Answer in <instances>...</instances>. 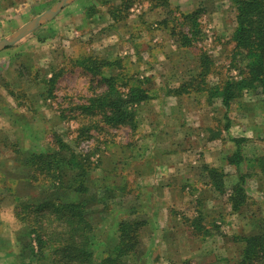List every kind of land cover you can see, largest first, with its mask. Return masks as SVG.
<instances>
[{"label": "rangeland", "instance_id": "obj_1", "mask_svg": "<svg viewBox=\"0 0 264 264\" xmlns=\"http://www.w3.org/2000/svg\"><path fill=\"white\" fill-rule=\"evenodd\" d=\"M59 1L0 0V40L12 36ZM115 1L74 0L60 10L57 16L41 23L33 33L6 48V52H3L4 48L0 49V53H4L0 54V96L2 93L11 97L10 103L15 107L6 119L11 124L15 122L21 126L19 131L16 125L11 130H4L5 136H1V140L6 142V148H0V158H10L5 167L18 176L25 172L21 169L26 167L30 180L22 184L13 182V191L17 184V193L24 196L23 203H37L56 196L64 202L86 201L89 219L94 226L93 249L98 260L108 255L117 244L120 222L124 219H137L143 222L140 227V246L133 255L136 259L125 264H243L245 238L264 233V174L254 162L243 163L242 172L247 178L246 200L242 206L234 208L229 192L239 176L235 165L228 163L218 167L226 173L223 178L225 192L217 191L207 167L201 166L200 161L197 164L193 162L199 151L190 155L183 153L186 163H192L185 167L188 176L177 174L169 180L150 181L133 175L138 173L141 166L132 168L123 159L134 157L141 160L146 153L143 151L145 143L150 142L154 146L159 142V146L163 147L164 144V148L169 151L171 146L176 145L189 149L190 141L180 139L176 130V135L159 134V138L164 137L165 140L161 142L157 139L154 142L149 134L150 120L140 121L139 127L137 110L136 128H132L129 124L107 125L94 116L92 122H89L87 115L85 122L76 106L95 91L99 93L106 88L102 80L104 76H114L122 91H127L140 77L139 82L146 81L143 86L149 93L155 94L165 88L164 81L173 78L179 68L194 67L196 73L187 78H197L193 87H187L183 94L173 93L180 95L178 100H174L179 104L184 102L182 97L186 96L184 98L189 103L184 104L188 116L196 121L197 112L204 110V118L215 117L213 125L221 132L227 119L225 116H213L212 111H216L213 108L217 106L223 109L224 105L219 101L209 103L206 92L194 93L193 90L197 82L207 86L222 84L231 77H240V68L244 62L233 40L237 26L236 4L233 0H171L166 6L153 7L147 0H136L129 11L125 10L127 18L132 13L137 15L135 28L131 32V26L123 25L127 18L114 20L111 11H115V5L120 4V0ZM196 9L198 22L192 25L184 16ZM101 14L106 15L100 17ZM144 15L157 21L145 24ZM152 30L159 31L158 36L164 34L160 37L163 38L161 41L155 42L161 52H155L158 47L151 38ZM193 31L196 32L193 43L182 44L186 41L184 35ZM168 32L172 35L171 39ZM203 53L211 58L210 73L204 79L198 76L202 70ZM129 54L132 59L141 60L139 69L126 61ZM90 55L108 58L112 65L102 68L101 74H95L77 62ZM54 71L60 72L54 87L41 82ZM15 72L25 84L16 92L13 83L6 80L15 78ZM236 101L232 102V106L247 111V117H242L246 119L245 123L247 120L249 122L248 117L251 116L249 124L253 130L252 139L244 143L246 153L249 158L263 155L264 90L259 88L257 91H246ZM16 109L28 112L29 115L19 113ZM163 109L167 111L168 102L164 103ZM35 114L38 115L37 119L32 117ZM160 116L156 119L163 125L164 118ZM175 116L170 123L179 125L177 122L181 118L177 114ZM35 120H38L37 124ZM190 123L194 125V122ZM83 125L86 129L84 127L80 132ZM23 128L25 133H22ZM217 130L213 129L209 135L206 134V138L208 136L212 140L217 135V143L221 142L220 137L226 140ZM55 134L63 136L77 152L88 156L85 192H77L68 187L71 172L62 170L63 181L56 177V183L52 184L36 167L24 165L25 158L32 152H41L42 148L48 151L56 148ZM227 144L233 152L234 143L229 139ZM191 174L195 179L190 178ZM59 183L60 187H57ZM3 190L8 194L7 186ZM202 205L203 209L197 208ZM15 210L13 208V213ZM26 227L28 230H22L28 233L32 226ZM23 242L18 245L20 249L23 245L27 246L23 249V256L29 260L28 264H47L41 257H52L51 248L47 250L36 246L35 251V248L31 249V240L24 239ZM254 260L253 264H264L262 257Z\"/></svg>", "mask_w": 264, "mask_h": 264}, {"label": "trees", "instance_id": "obj_2", "mask_svg": "<svg viewBox=\"0 0 264 264\" xmlns=\"http://www.w3.org/2000/svg\"><path fill=\"white\" fill-rule=\"evenodd\" d=\"M136 0H120L119 5H115L112 15L115 21L127 18L125 10L129 11ZM153 7L166 6L171 0H147ZM236 4L237 26L233 33V40L236 43L238 53L242 55L244 64L240 68V77L228 78L222 84L201 85L197 84L194 93H205L209 98V103L219 101L224 107L229 108L233 101L243 96L244 92L262 88L264 90V0H233ZM198 9L187 14L185 19L190 24L196 25L198 22ZM185 34L182 44H192L194 34ZM181 44V45H182ZM190 44V45H191ZM77 62L95 74H101L102 68L110 67L111 60L105 57L88 56L78 59ZM211 58L207 53L201 54V68L198 76L210 73ZM60 72L54 71L48 78H43L41 82L53 86L58 79ZM38 76V75H37ZM197 78L186 79L177 86L169 88V93L183 94L193 87ZM106 88L97 93L96 91L83 103L77 104V109L86 122L92 117H98L107 125H127L136 128L135 106L149 99V91L140 82L132 83L127 91H122L114 76H104L102 78ZM173 91V92H171ZM91 117V118H90ZM100 117V118H99ZM85 124V123H81ZM229 121L225 125L228 128ZM86 129L83 125L80 127ZM86 131V130H85ZM234 143V150L228 157L230 164L235 165L238 170L239 181L229 192V199L234 208L242 206L246 200L245 183L247 181L245 173L242 172L245 161L254 164L264 174V154L258 157H245L243 146L246 138L230 137ZM56 148L49 150L42 148L41 152H32L24 160V165L34 168L46 175L52 184L57 177L63 181V173L71 172L69 178L70 188L75 191L85 192L87 189L86 177L88 174V156L85 153L77 152L65 141L63 136L55 134ZM86 155V156H85ZM210 178L217 191L225 192L224 176L225 172L219 168H210ZM60 175V176H59ZM57 179V180H58ZM37 180V179H36ZM62 185V183H61ZM57 187H60V183ZM16 217L25 225H31L33 241L38 248L52 250V257L47 255L41 257L47 264H125L135 260V253L140 246V227L142 220L124 219L119 224V239L117 244L100 260L96 258L93 249L94 226L89 219V209L86 201H62L59 196L44 199L37 203L21 202L15 207ZM243 264H253L254 259L264 258V233H257L245 238Z\"/></svg>", "mask_w": 264, "mask_h": 264}, {"label": "crops", "instance_id": "obj_3", "mask_svg": "<svg viewBox=\"0 0 264 264\" xmlns=\"http://www.w3.org/2000/svg\"><path fill=\"white\" fill-rule=\"evenodd\" d=\"M73 1L74 0L70 1L64 7L66 8ZM115 2H117V1H115ZM88 5H90V4H88ZM63 8L61 9V11L63 10ZM61 11H59V12H61ZM59 12L55 16H57L59 14ZM103 15H106V14H101L100 17ZM55 16H53L52 18H54ZM136 17H137V15L135 13H132L131 15H129V17L127 18L125 23H123L124 26L125 25L128 27L131 26V28H130L131 32H133V30L135 28V21L137 20ZM52 18H50L46 21H49ZM110 20L113 21L112 18H110ZM143 21L145 22V24H147V23L154 22L157 20L154 18H150L149 16H147V17L145 16V19H143ZM127 22H128V24H127ZM42 24L37 26L33 31H31L27 35L21 37L19 40H22L23 38H25L29 34L33 33ZM158 32L159 31L152 30V33H151L152 34L151 38L153 39V43L155 46H157L155 42L157 40L161 41L163 38L160 39V37L164 36L163 33H161V36L160 35L158 36L157 35ZM168 34L170 35V39H171L172 35L169 32H168ZM6 38L7 37H5V39ZM19 40L15 41L12 44L7 45L6 47H4L3 52H6V50H7L6 48L16 44ZM169 46H172V45H169ZM157 47H158V49H155V52H161V49H159L160 47L159 46H157ZM1 51L2 50H0V52ZM0 54H4V53H0ZM129 55H130L129 58H127L126 61L130 65H132L133 67L137 66L136 68L139 69V67H138L139 64H142L140 62L141 60L137 61V59H132V55L131 54H129ZM135 62L137 65H135ZM155 64L156 63H153V65H155ZM173 67H176V66L173 65ZM199 67H200V65H198V68ZM9 68H11L10 65H9ZM195 70L196 69L194 67H192L191 69L190 68L189 69L188 68L187 69L179 68V72L173 78L169 77V79L164 81L163 87H165V88L164 89L161 88V92L158 91L159 93H155V94L149 93V95H150L149 99H147L146 101L141 102V103L136 105V106H138L136 108V110H137V112H139V118H138L139 122L137 124L140 127V124H141L140 121H142V120L147 121L148 119L150 120V123L148 125V126H150L149 127V130H150L149 134L152 136V139L154 140V142L157 139L161 142L165 140L164 137L159 138L160 137L159 134H163V135L170 134V136L172 134L176 135V133H174V132L177 130L178 136L180 139H186V141L187 140L190 141L189 149H185L184 148L185 146L181 147V146L176 145V147L171 146L169 151H168V149L164 148V144H163V147L159 146L158 145L159 142L154 146L150 142L145 143L143 145L145 147L143 149V151L144 152L146 151V153H144V156L141 157V160L139 159L140 162L137 159H135L134 157H131L130 159H123V161H128L130 163V167H132V168L137 167V166H141V168H139L138 173H134L133 175H136V176H139L142 178H147L150 181L169 180L168 178H171V176L177 175V174L181 175V176H183V175L188 176V173L185 171V167L189 166L187 164L192 165V163H190L189 161H188V163H186L187 159H185V157L183 156L184 152H187L190 155V154H193V153H196L197 151H199L198 157L195 158V160L193 162H196V164H197V162L200 161L201 166L204 165V167H207L208 169L213 168V167L218 168L219 166H223V165L229 163L228 157L232 154V148L227 144V142H228L230 137H242V138H246V140L252 139L251 134H252L253 130H252L251 124H249V122L251 121L250 120L251 116L248 117L249 122L247 120V123H245L246 119H244L242 117H245V118L247 117L246 113H245L247 111L244 108L241 109L240 107H237V109H236L234 106H232L233 104H231L229 106V108L223 107V109L217 108L218 106L214 107L213 109H216V111H214V110L212 111L213 116H217V117L225 116L227 121H229V123H230L228 128L224 127L223 130L221 129V132H220V129L217 130L218 127H215L213 125L215 117H210L208 119L204 118V112H205L204 110L201 112H197L196 121H193V119L188 116L187 106L185 104L189 103V102L186 101L188 99L185 100L184 97H186V96H183V97L181 96L184 99V102H180L178 104L175 101V100L179 99L180 95H175L173 93H169V88L177 86L180 83V81L186 80L188 78V76H193L196 73ZM139 78L140 77H137L138 82H139ZM142 79L144 80L143 76H142ZM6 80L8 82L13 83V88L14 89L16 88L14 92H16L17 90H21L22 89L21 87L25 85L24 83L21 82V80L18 79L16 72H15V78L12 77L11 79H6ZM145 83H146V81L141 83V84L143 85ZM10 98L11 97L4 96L1 93V96H0V122H2V125H0V148H3V149L6 148V142L4 140L3 141L1 140V138H2L1 136H5L4 130L6 128L11 130L12 126L16 125L15 122L13 124H11V122L6 119V116L8 118L7 114H9L10 111L15 109V107L12 106L13 103H10L12 101V99H10ZM248 100H250V99H248ZM163 102L164 103L168 102L167 111L163 109V107H164ZM235 102H238V101H235ZM190 103L197 105V106H201V104L199 105L198 103L197 104L194 102H190ZM16 110L19 113L23 112L19 109H16ZM237 112H238V114H237ZM243 112L245 114L240 115ZM23 113H25V112H23ZM221 113H222V115H220ZM25 114L29 115L28 112H26ZM176 114L180 116L181 120H180V122H177V123H179V125H177V124L172 125L173 123L171 124L170 120L173 117H176L175 116ZM158 115H161L160 117L162 119L164 118V124L163 125H160V121L156 119ZM163 115H164V117H163ZM237 115L239 116L238 118H236ZM37 116L38 115L35 114V116H32V117H36V119H37ZM23 118L26 119V116H23ZM153 119H155V120H153ZM152 121H153V123H152ZM166 121H169V122L165 124ZM190 122H194V125H192ZM34 123L37 124L38 120H35ZM175 126H178V127H175ZM20 128H21V126L16 125V129L18 131L20 130ZM213 129H216L219 132V134H221V136L223 138H227V139L224 140L220 137L221 142L217 143L215 141L218 139V138H216V137H218L217 135L215 137H213L214 139H212V140L210 138H208V136L206 138V134L209 135ZM22 133H25L24 128H23ZM243 152L245 154V157H249V155L246 153V150H245V144L243 146ZM256 153H258V150L256 151ZM255 155H257V154H255ZM182 156L184 157V160L182 159ZM9 159L10 158H6L5 156L0 158V264H13L17 261H19L18 264H28L29 260L27 261V258H25L23 256V249H26L27 246L23 245V247L21 246V249H20V245H18V244L24 243L23 242L24 239L25 240H31V242H32L31 249L35 248V251L37 250L36 246L38 247V245L32 239L33 233L31 231V229L28 233L23 231V230H28L26 227L28 225H25L21 221H19L16 217V213L15 212L13 213V208H15V206L17 204H19L20 202H22L24 199L23 195H21L20 193H17V191H18L16 188L17 184L15 187L16 189L14 188V191H13V182H15V183L20 182L21 184L24 182L27 183L29 178H28V175L26 173L27 172L26 167L21 169L25 172L19 176L16 173H11V172L7 171L5 166L9 163L8 162ZM247 161H248V159H247ZM127 165H129V164H127ZM178 171H181V172L178 173ZM192 176H194V175L191 174L190 178ZM192 178L195 179V177H192ZM238 181H239V176H238L237 182ZM6 183H8V185H6ZM4 186H7L8 194H6V192L3 190ZM9 189H10V191H9ZM245 191H246V189H245ZM13 192H14V195H13ZM201 202L204 205V201L202 200ZM203 205L197 206V208L203 209ZM172 206H173V203H172ZM180 208H182L181 205H180ZM8 214H10V216H8ZM29 246H30V243L28 244V247ZM17 252H19L18 253L19 255L17 254Z\"/></svg>", "mask_w": 264, "mask_h": 264}, {"label": "water", "instance_id": "obj_4", "mask_svg": "<svg viewBox=\"0 0 264 264\" xmlns=\"http://www.w3.org/2000/svg\"><path fill=\"white\" fill-rule=\"evenodd\" d=\"M72 0H61L51 9L47 10L45 13L37 16L29 23L22 26L18 31H16L11 37L0 40V49L6 47L9 44L14 43L19 40L21 37L27 35L31 31H33L37 26L46 20L55 16L65 5H67Z\"/></svg>", "mask_w": 264, "mask_h": 264}]
</instances>
